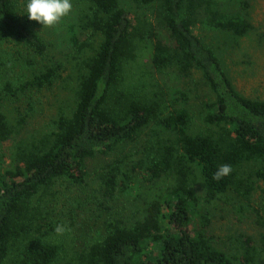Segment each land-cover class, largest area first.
Wrapping results in <instances>:
<instances>
[{"label": "trees", "instance_id": "16d2710c", "mask_svg": "<svg viewBox=\"0 0 264 264\" xmlns=\"http://www.w3.org/2000/svg\"><path fill=\"white\" fill-rule=\"evenodd\" d=\"M26 3L0 0L4 67L14 55L31 64L52 48ZM249 6L84 0L64 37L75 73L71 99L50 130L24 135L36 111L27 91L52 88L61 64L34 68L30 90L21 79L0 90V264H264V233L226 250L202 207L249 198L252 169L264 165V99L239 93L197 33L244 37ZM144 50L147 68L134 65ZM196 77L210 96L192 102ZM224 164L231 173L213 179ZM62 185L105 207L95 228L90 214L64 219L56 205Z\"/></svg>", "mask_w": 264, "mask_h": 264}, {"label": "rangeland", "instance_id": "374dc122", "mask_svg": "<svg viewBox=\"0 0 264 264\" xmlns=\"http://www.w3.org/2000/svg\"><path fill=\"white\" fill-rule=\"evenodd\" d=\"M71 2L73 5L71 13L63 18L56 27L44 28L42 25L38 27L52 46L46 57L42 59L31 57L30 61H33L31 64H23L16 62L17 56L14 55L12 63L4 67L0 51V66L2 65L0 67V84L2 86L0 90L5 88L6 81L16 84L15 79L25 81V88L30 90L28 81L32 79L34 68L39 69L43 64L50 65L57 62L62 65L61 80L52 88L27 91V96L31 95L37 104L32 103L36 107V111L31 114V119L24 130L26 136L48 132L52 127V119L68 105V100L71 99L69 85L71 77L74 78L75 73L71 61H68L72 57L67 56L69 41L64 37L69 27V20L79 14L84 0H71ZM248 3L252 29L244 37L206 29H197V33L216 51L239 93L250 98L264 99V0H248ZM2 49L8 50L4 45L1 46ZM149 58L150 52L144 50L139 55L138 65L136 63L134 65L147 68L143 65L148 62ZM136 71L137 69L134 68L130 73L134 75ZM189 82L188 91L192 102H196L197 99L200 101L209 98L210 92L200 77ZM2 92L5 93V97L14 99L11 98L13 94L8 89ZM22 137L25 136L22 135ZM126 152L128 153V150ZM252 170L255 172L256 182L254 183L255 189L249 198L238 199V196L234 194L222 197L213 205L202 206L207 213H210L213 234L218 240L224 242L226 250H234L235 247L241 250L242 239L243 243H247L248 238H258L259 234L264 233V165H257ZM87 188L91 191L90 186ZM59 189L62 190L63 195L56 205L64 214V219L71 217L78 220L90 214L91 218L88 220L90 227L95 228L96 224L100 223L97 218L101 214H105L106 210L99 202L80 194L75 187L72 190H67L66 185H62ZM85 233L82 231L76 233L75 231L74 234L81 239L86 236Z\"/></svg>", "mask_w": 264, "mask_h": 264}, {"label": "clouds", "instance_id": "9594fccd", "mask_svg": "<svg viewBox=\"0 0 264 264\" xmlns=\"http://www.w3.org/2000/svg\"><path fill=\"white\" fill-rule=\"evenodd\" d=\"M72 7L71 0H27L26 15L30 21H35L44 28H54L71 13ZM231 171V166L224 164L214 173L213 179L219 181ZM63 230L60 226L56 228L57 233Z\"/></svg>", "mask_w": 264, "mask_h": 264}]
</instances>
